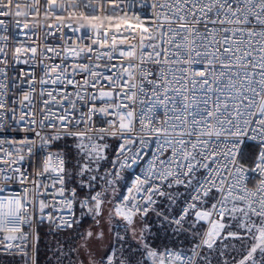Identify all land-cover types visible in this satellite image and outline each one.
<instances>
[{"label": "snow or ice", "instance_id": "obj_1", "mask_svg": "<svg viewBox=\"0 0 264 264\" xmlns=\"http://www.w3.org/2000/svg\"><path fill=\"white\" fill-rule=\"evenodd\" d=\"M45 224L48 264H264V0H0V264Z\"/></svg>", "mask_w": 264, "mask_h": 264}, {"label": "built area", "instance_id": "obj_2", "mask_svg": "<svg viewBox=\"0 0 264 264\" xmlns=\"http://www.w3.org/2000/svg\"><path fill=\"white\" fill-rule=\"evenodd\" d=\"M13 20L16 19V17H13L12 18ZM27 22V21H25ZM49 22H52L49 18L47 17H41L39 20H34L32 21V26L33 27H40L46 23H49ZM57 23H64V22H69V23H74V24H78L82 27H89V28H93V27H96L98 25H101L103 27H108V21H96L95 23L92 22V21H89V20H82V19H77L76 17H72L70 20L65 18L64 20H60V21H56ZM18 30L12 28L10 26V36H9V42L10 43H13L14 42V39L15 40H21V39H24L23 37L19 36L17 34ZM37 75H39V69H37ZM46 225V224H45ZM47 226V225H46Z\"/></svg>", "mask_w": 264, "mask_h": 264}, {"label": "trees", "instance_id": "obj_3", "mask_svg": "<svg viewBox=\"0 0 264 264\" xmlns=\"http://www.w3.org/2000/svg\"><path fill=\"white\" fill-rule=\"evenodd\" d=\"M40 233V243H39V254H38V264H48V261L52 257V253L50 248L55 246V242L57 239H63L61 237H55L48 234V227L46 225H42L37 229Z\"/></svg>", "mask_w": 264, "mask_h": 264}]
</instances>
